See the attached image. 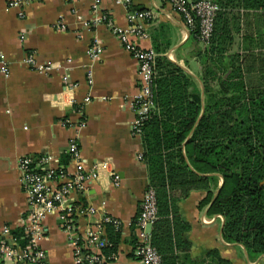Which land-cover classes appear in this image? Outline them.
I'll use <instances>...</instances> for the list:
<instances>
[{
	"label": "crops",
	"instance_id": "1",
	"mask_svg": "<svg viewBox=\"0 0 264 264\" xmlns=\"http://www.w3.org/2000/svg\"><path fill=\"white\" fill-rule=\"evenodd\" d=\"M10 2L0 0V56L11 70L10 75L0 70V238L5 226L11 231L22 228L29 212L20 183L21 158L48 157L52 168H63L68 175L81 165L92 170L108 162L109 169L101 168L87 193L73 195L75 200L85 197L94 209L80 218L79 233L85 236L90 225L113 216L121 221L122 239L112 264H143L136 255L137 219L150 183L141 158L142 137L133 131L140 67L112 26L127 29L129 13L151 12L143 20L148 37L139 40L140 45L154 50L157 59L167 57L186 69L202 89L201 43L168 0H131L126 5L101 0L99 11L90 0H27L13 8ZM22 10L25 16L20 15ZM100 15L109 20L95 23ZM95 40L103 46L98 59L89 55ZM247 40L264 52L259 45L264 41L263 11H243L242 32L234 51L245 53ZM29 53L52 68L41 72L31 67L26 62ZM72 138L79 143L81 164L68 150ZM112 171L120 176L118 185ZM205 196L204 191L195 190L180 203L190 224L187 237L192 257L202 259L217 248L232 264H264V256L250 260L243 246L225 242L223 219L208 212L210 205L199 207ZM41 245L48 264H75L58 214L47 216Z\"/></svg>",
	"mask_w": 264,
	"mask_h": 264
},
{
	"label": "trees",
	"instance_id": "2",
	"mask_svg": "<svg viewBox=\"0 0 264 264\" xmlns=\"http://www.w3.org/2000/svg\"><path fill=\"white\" fill-rule=\"evenodd\" d=\"M216 1L213 36L198 51L202 89L186 69L159 57L156 107L141 128L142 160L158 200L152 244L162 264H232L217 248L192 257L180 203L195 190L206 193L201 209L210 205L211 215L223 217L225 242L243 246L250 260L264 256V52L247 47L250 40L245 53L234 51L243 11H263L264 0ZM191 33L198 39V31ZM79 204L88 205L85 197ZM106 231L103 253L117 254L121 231L111 224ZM23 236L22 228L12 231L21 247Z\"/></svg>",
	"mask_w": 264,
	"mask_h": 264
},
{
	"label": "built area",
	"instance_id": "3",
	"mask_svg": "<svg viewBox=\"0 0 264 264\" xmlns=\"http://www.w3.org/2000/svg\"><path fill=\"white\" fill-rule=\"evenodd\" d=\"M74 1L67 0L68 3ZM90 1L93 9L99 11L101 0ZM130 1L115 0L116 4L125 5ZM26 2L27 0H11L9 6L22 7ZM168 2L180 13L189 31H198V40L202 46H209L215 20L221 9L220 4L216 0H168ZM20 15L25 16V12L22 10ZM150 16L151 12L134 11L129 13L130 25L127 29L112 26L113 32L139 62V91L135 100L136 118L133 122V131L136 135L141 134L144 122L151 117L156 107L154 80L158 54L154 50L144 49L139 41L148 37L143 20ZM102 20L108 21L109 18L100 15L94 19V22L98 23ZM83 22L85 26H88L87 22L84 20ZM109 23L111 24V21ZM21 40H25V35L21 36ZM102 52L101 42L95 40L89 49V55L93 59H98ZM26 62L41 72H46L53 66L40 63L34 53L27 55ZM0 70L7 75L11 74L4 56H0ZM85 101L88 102L89 99ZM68 150L81 164V150L75 138L70 140ZM19 165L22 173L20 183L25 190L29 205V212L22 227L23 238L27 239V245L19 246L12 237L11 229L5 226L2 229L3 237L0 238V264H48L47 254L41 241L45 237V220L49 214H58L62 227L69 237L75 264H112L117 257L116 254L107 256L102 250L104 246L110 245L106 228L111 224L116 230H121V221L106 215L100 222L90 225L85 236H82L79 233L78 222L80 218L93 213L94 209L89 205L84 207L79 204V200L73 197L77 193L81 195L87 193L91 183L97 180L101 168L109 169V163L103 162L92 170H86L81 165V168L73 175H68L63 168L58 170L52 168L48 157L35 160L25 156L21 158ZM111 174L118 185L121 180L120 176L114 171ZM158 217L157 194L153 187H149L141 200L137 219L136 255L143 264H162V256L152 244V228ZM217 218L223 219L221 215H216ZM204 221L210 220L205 218ZM111 259L113 261H109Z\"/></svg>",
	"mask_w": 264,
	"mask_h": 264
},
{
	"label": "rangeland",
	"instance_id": "4",
	"mask_svg": "<svg viewBox=\"0 0 264 264\" xmlns=\"http://www.w3.org/2000/svg\"><path fill=\"white\" fill-rule=\"evenodd\" d=\"M259 45H263L262 48H264V41L261 40ZM252 46H254V44H250V42L247 43V47L252 48ZM261 51V49L257 50V52Z\"/></svg>",
	"mask_w": 264,
	"mask_h": 264
},
{
	"label": "water",
	"instance_id": "5",
	"mask_svg": "<svg viewBox=\"0 0 264 264\" xmlns=\"http://www.w3.org/2000/svg\"><path fill=\"white\" fill-rule=\"evenodd\" d=\"M217 194H218V193H217ZM217 194H216V195H217ZM216 195H215V198H216ZM215 198H214V199H215ZM214 199H213V201H214Z\"/></svg>",
	"mask_w": 264,
	"mask_h": 264
}]
</instances>
